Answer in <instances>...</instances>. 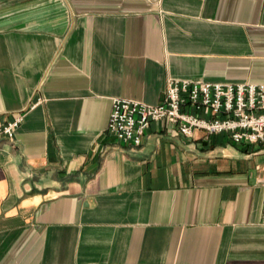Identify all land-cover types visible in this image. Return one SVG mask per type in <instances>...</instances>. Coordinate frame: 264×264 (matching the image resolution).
Listing matches in <instances>:
<instances>
[{
    "label": "crops",
    "instance_id": "obj_1",
    "mask_svg": "<svg viewBox=\"0 0 264 264\" xmlns=\"http://www.w3.org/2000/svg\"><path fill=\"white\" fill-rule=\"evenodd\" d=\"M169 80L264 84V0H0V264H264L263 145L108 133Z\"/></svg>",
    "mask_w": 264,
    "mask_h": 264
},
{
    "label": "built area",
    "instance_id": "obj_2",
    "mask_svg": "<svg viewBox=\"0 0 264 264\" xmlns=\"http://www.w3.org/2000/svg\"><path fill=\"white\" fill-rule=\"evenodd\" d=\"M23 121L22 114L0 121V141H14ZM156 122L169 123L186 138L203 132L209 138L228 136L237 146H264V84L169 80L158 105L115 99L107 131L139 148Z\"/></svg>",
    "mask_w": 264,
    "mask_h": 264
}]
</instances>
